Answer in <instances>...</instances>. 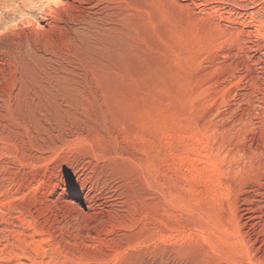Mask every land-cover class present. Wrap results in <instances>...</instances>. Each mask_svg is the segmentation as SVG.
<instances>
[{
    "label": "rangeland",
    "instance_id": "obj_1",
    "mask_svg": "<svg viewBox=\"0 0 264 264\" xmlns=\"http://www.w3.org/2000/svg\"><path fill=\"white\" fill-rule=\"evenodd\" d=\"M59 1L0 0V264H264V0Z\"/></svg>",
    "mask_w": 264,
    "mask_h": 264
},
{
    "label": "bare ground",
    "instance_id": "obj_2",
    "mask_svg": "<svg viewBox=\"0 0 264 264\" xmlns=\"http://www.w3.org/2000/svg\"><path fill=\"white\" fill-rule=\"evenodd\" d=\"M60 2V3H59ZM57 4H59V6L60 5H64L65 3H67V0H61V1H59ZM58 6V5H57ZM44 20H45V18H44ZM46 20H47V18H46ZM48 25V24H47ZM77 197V199L79 200V202L82 204V205H84V207H86V209H88L90 206H89V201H88V197L87 196H83V197H79V196H76ZM75 197V198H76ZM91 205V204H90Z\"/></svg>",
    "mask_w": 264,
    "mask_h": 264
}]
</instances>
